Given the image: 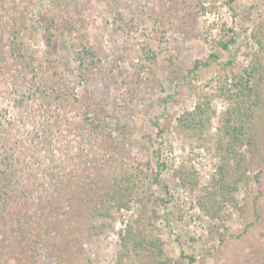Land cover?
I'll return each instance as SVG.
<instances>
[{"label":"rangeland","instance_id":"rangeland-1","mask_svg":"<svg viewBox=\"0 0 264 264\" xmlns=\"http://www.w3.org/2000/svg\"><path fill=\"white\" fill-rule=\"evenodd\" d=\"M255 63L249 103L232 71L244 83ZM43 84L69 120L119 119L123 164L158 173L151 199L55 188L57 133L32 148ZM0 132V264H264V0H0ZM128 224L155 244L135 250Z\"/></svg>","mask_w":264,"mask_h":264},{"label":"trees","instance_id":"trees-1","mask_svg":"<svg viewBox=\"0 0 264 264\" xmlns=\"http://www.w3.org/2000/svg\"><path fill=\"white\" fill-rule=\"evenodd\" d=\"M221 45L225 48L228 47L226 43H222ZM76 55L81 60L83 59V55H89L92 57V53L87 50L85 46H83L81 50L77 51ZM211 57H214L217 60L216 54L211 55ZM210 62L211 60L209 58L203 61L197 60L194 63V67L198 68L200 65L208 66L210 65ZM258 70V64L256 63L253 64L250 68H246L247 80L244 83L242 82V76L235 73V71H232L234 79L235 77L239 76L240 86L244 85L241 86L245 91H242V93L245 96H249V103L252 102V100L254 101L255 96L257 97L258 95V91L256 89L259 87L257 85V81L254 79V75ZM233 84L237 85L238 83L237 81H233ZM48 89L50 88L44 84L40 87L39 93L42 98L40 99L39 109H41V111L44 113V115H42L43 119L40 123V125L43 127V136L40 137L39 141H35V133L34 137H32V148L33 150H36L37 147H39V144L48 145L50 137L53 134L57 133V147L54 148V150L58 152L59 155H61L62 159L55 160L51 158V160H49V166L45 169H41V171L44 172L49 181H52L54 183L55 188L57 189L59 186L62 187L64 185V182L66 181V178H68L69 180H74V185H72V187L77 186V190H83L88 195H94L95 200H97L98 206L102 205L101 203L106 204L107 201L110 202L111 200H116L121 204L126 205L129 204L127 202L131 199V196L135 194V192L132 193L131 191V184H137L134 186H139L141 187V189H145L144 191L140 190L139 194L147 197L148 199H151V197H153L151 196L152 194L150 192L151 185L158 182V173L153 171L149 172L146 167L139 166L130 168L126 164H123V161L121 160V144L123 143L124 135L122 132V126L119 125V119L116 118L115 120H112V124L110 125L106 119V116H99L100 114L98 113L87 114L86 111L80 121L69 120L63 113H57L52 109L51 101L53 100L54 96L48 91ZM61 93V91L57 92V95L59 96L55 102H57L56 104L59 109L65 111L66 106L69 104V100L67 98H62L60 96ZM72 99H74V101L78 100L74 95ZM253 106L254 104L251 103L249 107H247V109H249L247 111H249L251 115L252 111L255 110ZM113 121L114 124L117 123L118 127L116 125H113ZM62 125H65V129L68 133H72L78 138L79 144L81 143V146L85 144L87 145V148L83 149L82 147H78L74 152L71 153L67 144H63V135L61 134L60 129ZM1 142L3 144L5 142V138L2 132H0V143ZM12 148L15 149L16 147L14 145H7V149ZM98 150H101L103 152L99 153ZM48 154L51 155V152L49 151ZM29 156H32V154H29ZM12 158V155L11 159L6 156V162H10ZM71 158L77 159L75 167L76 169L74 168V170L66 171L67 166L65 165V163L67 164L71 160ZM117 159H119V161ZM116 160L119 163L118 168H114V162ZM0 165H2L1 159ZM108 170H110L108 185L106 186V188H101L98 183L100 179L103 178V172ZM69 180L68 183L65 184V186L68 185V187H70ZM99 190L101 191L98 192ZM5 197L6 194L0 191V204L3 203ZM53 203V200L45 202V204L51 205ZM23 219L25 218L23 217L21 218V220H17V222L21 221L20 223H22V221H25ZM125 232V236H127V238L129 237L128 239H132V242L134 244L133 247L135 250L143 247L145 243L149 242V239L142 238L141 235H136L133 227L130 224H128ZM26 233L27 232H25V236L29 238L30 234ZM24 239L25 238L22 237V241ZM150 244L155 243L151 241L149 242V245Z\"/></svg>","mask_w":264,"mask_h":264}]
</instances>
